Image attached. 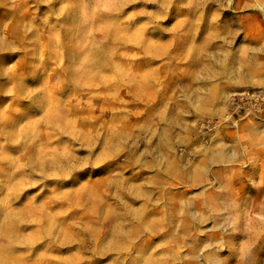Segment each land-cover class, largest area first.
Returning <instances> with one entry per match:
<instances>
[{
    "label": "rangeland",
    "instance_id": "374dc122",
    "mask_svg": "<svg viewBox=\"0 0 264 264\" xmlns=\"http://www.w3.org/2000/svg\"><path fill=\"white\" fill-rule=\"evenodd\" d=\"M0 264H264V0H0Z\"/></svg>",
    "mask_w": 264,
    "mask_h": 264
}]
</instances>
